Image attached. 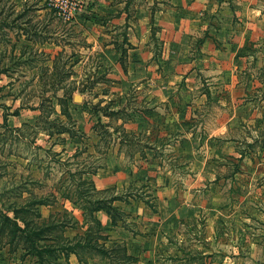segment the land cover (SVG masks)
<instances>
[{"label":"rangeland","instance_id":"374dc122","mask_svg":"<svg viewBox=\"0 0 264 264\" xmlns=\"http://www.w3.org/2000/svg\"><path fill=\"white\" fill-rule=\"evenodd\" d=\"M48 1L0 0V264H264V20L205 74L201 31L170 63L133 0ZM140 166L166 184L133 182ZM114 196L101 232L88 201Z\"/></svg>","mask_w":264,"mask_h":264},{"label":"crops","instance_id":"0c3cea01","mask_svg":"<svg viewBox=\"0 0 264 264\" xmlns=\"http://www.w3.org/2000/svg\"><path fill=\"white\" fill-rule=\"evenodd\" d=\"M91 1L93 2L91 9L93 7L95 9L97 5H100V7L103 8V14L108 13L107 9L108 6L111 5V0ZM135 1L136 0H133L135 9L134 17L138 19L139 23H132V25H137V27H144L147 25L149 28L157 26L163 35L166 34L165 38L162 37V56L166 54L164 58L170 63L172 61H169V59H173L174 61L177 55H181V48H186L188 46V40L194 32L201 31L205 33L200 44V48L204 52V62L201 71H204L205 74H209L207 72L209 70L207 67L213 65V63L217 61L220 62L221 65L229 66V63L228 65L227 62L224 64L220 59L217 60L214 55L212 56V53H216L217 49L225 46L227 51L231 53L232 48L238 49L244 47L246 43H251V41L244 39V34L242 38L236 40L233 38L231 41L221 39L222 36H226L228 33H235L239 29L249 31L250 28H252L251 21L263 22L264 20V8L260 9V5L258 6V3H260L261 0H146V6L145 3L142 5L140 4L141 0L137 3ZM119 4L121 3L119 2ZM151 4H155V7L153 8ZM111 8L113 9L114 7ZM120 13L121 16L125 15V11ZM260 16L262 18H260ZM142 42V39L138 40L139 47L137 51L141 54V60H144L143 58L145 54L142 49ZM247 56L248 54H244L242 57H245L246 60ZM207 58L210 60V63L206 61ZM255 79L256 78L252 77L251 81H254ZM262 85L264 86V83ZM138 156L146 162H151L153 159V157L150 156V154H146V152H138ZM141 167L142 166L139 167L138 173L133 175V182L136 184L144 183L149 186L153 184L152 182H156L157 186L166 184V182H164L165 177L163 174L157 172H155L154 175H150L149 172H147L148 175H145V178H141L139 176ZM119 173L121 174L122 172L109 170L97 180L98 188L116 189L122 178ZM169 191L171 193V190H169L168 187L163 186L158 188L157 194L160 198H163V203H165V205L167 204L166 206L169 205V208L175 205L181 207V205H183L181 204V201L178 202L173 196L170 198V195L167 194ZM166 196L168 197L166 198ZM154 200L156 201V199ZM144 207L139 211L143 219L147 218L148 220L156 221L160 219L159 216H145ZM161 207L165 208L163 204ZM96 216L98 220L102 221L103 227H112V220L106 212L100 210L97 212ZM128 241L132 240L128 239ZM130 255L135 256L132 253H130Z\"/></svg>","mask_w":264,"mask_h":264},{"label":"trees","instance_id":"16d2710c","mask_svg":"<svg viewBox=\"0 0 264 264\" xmlns=\"http://www.w3.org/2000/svg\"><path fill=\"white\" fill-rule=\"evenodd\" d=\"M62 106H63V104H62ZM64 107H65V105H64ZM62 109H63V107H62ZM64 111L67 112V108H65ZM3 120H4V122L7 121V114L3 117ZM146 187L150 188L149 185H146ZM111 198L112 197L109 198L110 199L109 201H103V200H97L96 199V201L91 202V203H90V201H88V203H89V205H93L92 207H89V209H90L89 212H91L90 216H92V218L96 215V212L102 210V211L106 212L110 216V218L112 220V227H114L116 225V222H115V219H114L113 215L112 216L110 215L111 214L110 208L111 209L112 208L113 209H118L120 205H115V206L112 205V202L119 201V199L116 196H114L112 199ZM150 199L154 200L155 198L152 196V197H150ZM147 202H149L148 199H147ZM93 212H94V215H93ZM94 221H95V223L97 225V229L99 231L104 232V231L108 230L107 228L103 227V225L98 220L97 216L94 218ZM86 231H87V229H86ZM116 246L119 248L121 245H116ZM111 249H114V248H111Z\"/></svg>","mask_w":264,"mask_h":264},{"label":"built area","instance_id":"2783aa9c","mask_svg":"<svg viewBox=\"0 0 264 264\" xmlns=\"http://www.w3.org/2000/svg\"><path fill=\"white\" fill-rule=\"evenodd\" d=\"M58 1L60 4L56 3ZM48 2L53 7L57 6L58 8L55 9L58 10L59 14L64 16L72 15L74 11L80 10L84 4V1L81 0H50Z\"/></svg>","mask_w":264,"mask_h":264}]
</instances>
